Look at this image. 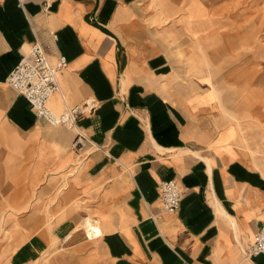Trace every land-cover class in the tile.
<instances>
[{
	"label": "crops",
	"instance_id": "obj_1",
	"mask_svg": "<svg viewBox=\"0 0 264 264\" xmlns=\"http://www.w3.org/2000/svg\"><path fill=\"white\" fill-rule=\"evenodd\" d=\"M214 10L0 0V212L32 221L10 229L9 264L59 241L69 260L51 253L48 264H264L241 251L264 219V102L247 98ZM36 42L51 63L67 61L48 108L92 104L77 118L81 150L74 130L38 117L6 83ZM167 180L183 189L174 213L161 209Z\"/></svg>",
	"mask_w": 264,
	"mask_h": 264
},
{
	"label": "rangeland",
	"instance_id": "obj_2",
	"mask_svg": "<svg viewBox=\"0 0 264 264\" xmlns=\"http://www.w3.org/2000/svg\"><path fill=\"white\" fill-rule=\"evenodd\" d=\"M199 1L215 9L213 18L220 20L218 24L221 23L215 29L236 41V43H233L237 47L235 68H240L244 72L247 98H256L257 102H264V0ZM257 126L264 129V119L262 124ZM251 130L253 128H246V133L252 132ZM249 136V139H251L250 134ZM251 141L254 145L258 144L254 138ZM262 150L259 152L263 155L261 154L259 157L264 159V148ZM2 197L3 193L1 192L0 199ZM45 204V202L39 201L38 213L43 211L42 209L45 210ZM31 223L30 219H15L8 212H0V264H9L10 254L13 251L11 235L9 234L10 229L14 226L26 227ZM86 225L89 226L88 223ZM63 246L64 244H60L59 241L50 253L46 251L43 255L40 254L37 260L28 264H48V260L51 259L49 254L51 253L60 259L69 260L70 251ZM66 264H78V261L75 259L73 262H67Z\"/></svg>",
	"mask_w": 264,
	"mask_h": 264
},
{
	"label": "built area",
	"instance_id": "obj_3",
	"mask_svg": "<svg viewBox=\"0 0 264 264\" xmlns=\"http://www.w3.org/2000/svg\"><path fill=\"white\" fill-rule=\"evenodd\" d=\"M21 4V1H20ZM47 8V5L44 6ZM67 66L64 56H59L55 63L48 59L45 48L37 42L31 44L18 64L6 78V83L35 111L38 117L43 118L52 126L62 125L75 131L74 148L81 150L89 142L77 130V118L84 114L90 103H84L66 108L61 113L50 110L47 106L49 98L59 91L58 76ZM183 189L174 180L160 183L161 209L165 213H174L178 210L182 199ZM246 257L264 255V219L254 240L243 248Z\"/></svg>",
	"mask_w": 264,
	"mask_h": 264
},
{
	"label": "bare ground",
	"instance_id": "obj_4",
	"mask_svg": "<svg viewBox=\"0 0 264 264\" xmlns=\"http://www.w3.org/2000/svg\"><path fill=\"white\" fill-rule=\"evenodd\" d=\"M234 118V117H233Z\"/></svg>",
	"mask_w": 264,
	"mask_h": 264
}]
</instances>
